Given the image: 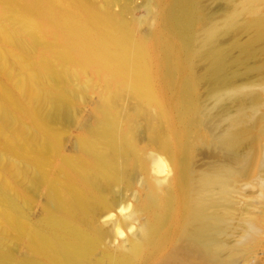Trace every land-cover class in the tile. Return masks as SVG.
<instances>
[{
	"label": "bare ground",
	"instance_id": "bare-ground-1",
	"mask_svg": "<svg viewBox=\"0 0 264 264\" xmlns=\"http://www.w3.org/2000/svg\"><path fill=\"white\" fill-rule=\"evenodd\" d=\"M238 2L0 0V264H230L263 240L228 222L264 139L238 84L264 72V0Z\"/></svg>",
	"mask_w": 264,
	"mask_h": 264
},
{
	"label": "rangeland",
	"instance_id": "rangeland-1",
	"mask_svg": "<svg viewBox=\"0 0 264 264\" xmlns=\"http://www.w3.org/2000/svg\"><path fill=\"white\" fill-rule=\"evenodd\" d=\"M233 0H209V4L212 8L218 10L222 9L223 6L227 5V2H232ZM240 1V0H239ZM235 3H239L238 0H234ZM145 13L143 7H140L136 14L141 16ZM257 73V75H256ZM254 76V72L250 77ZM260 76V77H259ZM238 84H242L243 90L252 91L257 95L256 105L258 114L264 117V72H255V76L251 79L242 80ZM224 91L223 88L221 92ZM210 97V98H209ZM214 94L209 93L206 102L209 106H216L218 102L213 99ZM210 102V104H209ZM215 103V104H214ZM79 131L75 128L71 129L70 135L73 137ZM258 163L255 165L254 170L247 174L246 177L239 180L240 189L235 188L232 192V196L235 202L237 210L236 213L231 216L228 215V222L232 223L233 230L230 235V241L234 246L240 244L243 239V234L246 232L247 223L250 219L259 218L260 225L257 228V235L262 236L263 240L252 248L248 252H238L236 257L230 261V264H264V139L260 142L258 148ZM41 205V200H38L39 208ZM126 230L119 237H125ZM203 264H215L211 258H208Z\"/></svg>",
	"mask_w": 264,
	"mask_h": 264
}]
</instances>
